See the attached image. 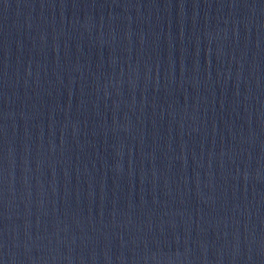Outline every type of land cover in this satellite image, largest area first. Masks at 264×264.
Here are the masks:
<instances>
[{
	"label": "water",
	"instance_id": "water-1",
	"mask_svg": "<svg viewBox=\"0 0 264 264\" xmlns=\"http://www.w3.org/2000/svg\"><path fill=\"white\" fill-rule=\"evenodd\" d=\"M0 264H264V0H0Z\"/></svg>",
	"mask_w": 264,
	"mask_h": 264
}]
</instances>
